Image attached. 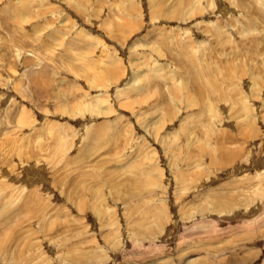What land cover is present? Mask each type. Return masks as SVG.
I'll return each mask as SVG.
<instances>
[{
	"label": "rangeland",
	"instance_id": "obj_1",
	"mask_svg": "<svg viewBox=\"0 0 264 264\" xmlns=\"http://www.w3.org/2000/svg\"><path fill=\"white\" fill-rule=\"evenodd\" d=\"M0 264H264V0H0Z\"/></svg>",
	"mask_w": 264,
	"mask_h": 264
},
{
	"label": "bare ground",
	"instance_id": "obj_2",
	"mask_svg": "<svg viewBox=\"0 0 264 264\" xmlns=\"http://www.w3.org/2000/svg\"><path fill=\"white\" fill-rule=\"evenodd\" d=\"M84 57V56H83Z\"/></svg>",
	"mask_w": 264,
	"mask_h": 264
}]
</instances>
